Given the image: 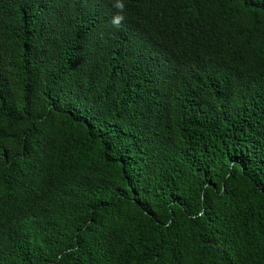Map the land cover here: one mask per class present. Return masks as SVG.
I'll return each mask as SVG.
<instances>
[{
    "label": "trees",
    "instance_id": "trees-1",
    "mask_svg": "<svg viewBox=\"0 0 264 264\" xmlns=\"http://www.w3.org/2000/svg\"><path fill=\"white\" fill-rule=\"evenodd\" d=\"M0 0V264H264V0Z\"/></svg>",
    "mask_w": 264,
    "mask_h": 264
},
{
    "label": "clouds",
    "instance_id": "clouds-1",
    "mask_svg": "<svg viewBox=\"0 0 264 264\" xmlns=\"http://www.w3.org/2000/svg\"><path fill=\"white\" fill-rule=\"evenodd\" d=\"M113 7L117 10V14L112 17L111 24L115 28H120L125 20V4L124 0H115Z\"/></svg>",
    "mask_w": 264,
    "mask_h": 264
}]
</instances>
